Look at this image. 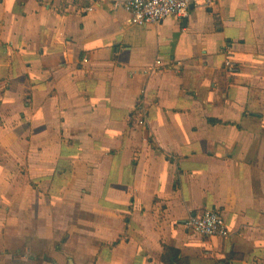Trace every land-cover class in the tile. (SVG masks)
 <instances>
[{
    "label": "crops",
    "instance_id": "crops-1",
    "mask_svg": "<svg viewBox=\"0 0 264 264\" xmlns=\"http://www.w3.org/2000/svg\"><path fill=\"white\" fill-rule=\"evenodd\" d=\"M112 1L0 0V264H264V0Z\"/></svg>",
    "mask_w": 264,
    "mask_h": 264
},
{
    "label": "built area",
    "instance_id": "built-area-1",
    "mask_svg": "<svg viewBox=\"0 0 264 264\" xmlns=\"http://www.w3.org/2000/svg\"><path fill=\"white\" fill-rule=\"evenodd\" d=\"M50 0H39L40 3H48ZM85 3L83 10L93 12L97 2L100 0H80ZM221 0H114L113 8L123 9L129 15L128 22L131 25L148 26L160 23L168 16L186 17L193 5L211 6ZM163 62L161 59L149 66L148 73L157 71ZM225 68L229 75H235L239 71V65L231 58L225 61ZM140 98L137 108L140 125H147V105L145 104V91ZM186 227L194 233L203 237H228L230 231L226 221L218 210H206L200 213H193L185 223Z\"/></svg>",
    "mask_w": 264,
    "mask_h": 264
},
{
    "label": "trees",
    "instance_id": "trees-1",
    "mask_svg": "<svg viewBox=\"0 0 264 264\" xmlns=\"http://www.w3.org/2000/svg\"><path fill=\"white\" fill-rule=\"evenodd\" d=\"M175 253V254H178V250H176V249H173V248H168L167 249V253ZM170 264H172V263H170Z\"/></svg>",
    "mask_w": 264,
    "mask_h": 264
}]
</instances>
